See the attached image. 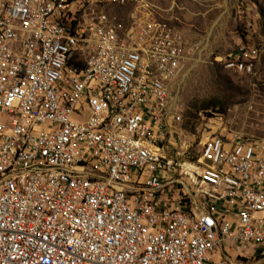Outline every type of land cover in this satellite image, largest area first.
Returning a JSON list of instances; mask_svg holds the SVG:
<instances>
[{"label":"built area","instance_id":"2783aa9c","mask_svg":"<svg viewBox=\"0 0 264 264\" xmlns=\"http://www.w3.org/2000/svg\"><path fill=\"white\" fill-rule=\"evenodd\" d=\"M197 50L148 0H0V264H264V137L175 146Z\"/></svg>","mask_w":264,"mask_h":264},{"label":"rangeland","instance_id":"374dc122","mask_svg":"<svg viewBox=\"0 0 264 264\" xmlns=\"http://www.w3.org/2000/svg\"><path fill=\"white\" fill-rule=\"evenodd\" d=\"M148 1L198 45L175 83L182 132L176 149L185 141L188 154H195L213 134L264 137V0ZM241 39L259 48L250 73L227 69L215 59Z\"/></svg>","mask_w":264,"mask_h":264},{"label":"crops","instance_id":"0c3cea01","mask_svg":"<svg viewBox=\"0 0 264 264\" xmlns=\"http://www.w3.org/2000/svg\"><path fill=\"white\" fill-rule=\"evenodd\" d=\"M177 25V24H176ZM178 26V25H177ZM179 27V26H178ZM184 33V32H183ZM185 34V33H184Z\"/></svg>","mask_w":264,"mask_h":264}]
</instances>
